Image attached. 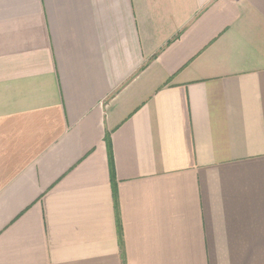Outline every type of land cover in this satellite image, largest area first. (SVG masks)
I'll return each instance as SVG.
<instances>
[{"label": "crops", "instance_id": "1", "mask_svg": "<svg viewBox=\"0 0 264 264\" xmlns=\"http://www.w3.org/2000/svg\"><path fill=\"white\" fill-rule=\"evenodd\" d=\"M124 262L264 264V0H0V264Z\"/></svg>", "mask_w": 264, "mask_h": 264}, {"label": "trees", "instance_id": "2", "mask_svg": "<svg viewBox=\"0 0 264 264\" xmlns=\"http://www.w3.org/2000/svg\"><path fill=\"white\" fill-rule=\"evenodd\" d=\"M111 143H110V141L108 140V145H109V147L111 146L110 145ZM111 169H112V172H113V170H114V165H113V159L111 158ZM119 218V217H118ZM124 264H125V262H124Z\"/></svg>", "mask_w": 264, "mask_h": 264}]
</instances>
